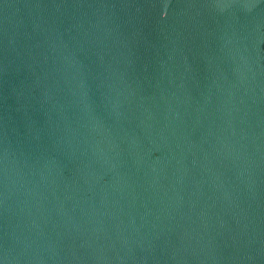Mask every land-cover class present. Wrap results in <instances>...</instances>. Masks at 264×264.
Here are the masks:
<instances>
[{
  "label": "water",
  "instance_id": "1",
  "mask_svg": "<svg viewBox=\"0 0 264 264\" xmlns=\"http://www.w3.org/2000/svg\"><path fill=\"white\" fill-rule=\"evenodd\" d=\"M0 264H264V0H0Z\"/></svg>",
  "mask_w": 264,
  "mask_h": 264
}]
</instances>
